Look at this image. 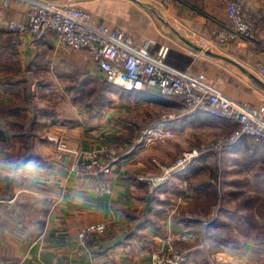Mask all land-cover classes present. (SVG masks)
Here are the masks:
<instances>
[{"label": "crops", "instance_id": "crops-1", "mask_svg": "<svg viewBox=\"0 0 264 264\" xmlns=\"http://www.w3.org/2000/svg\"><path fill=\"white\" fill-rule=\"evenodd\" d=\"M44 1L80 8L135 45L149 42L151 56L167 48L169 66L264 118V0H238L256 43L217 39L230 0ZM1 7L0 1V264L146 263L184 228L195 234L185 264L262 263L264 238L251 221L264 202L262 142L242 136L222 149H201L231 133L235 122L187 112L180 97L156 86L113 84L83 50L56 36L19 39L7 23H28L27 7ZM105 82L116 89L108 91ZM87 84L89 90L81 87ZM154 124L175 136L159 143L145 135ZM28 133L33 147L26 157ZM113 144L124 151L109 173L78 177L73 167L84 153ZM191 148L200 154L153 184L163 165ZM98 222L104 233L79 237Z\"/></svg>", "mask_w": 264, "mask_h": 264}, {"label": "built area", "instance_id": "built-area-1", "mask_svg": "<svg viewBox=\"0 0 264 264\" xmlns=\"http://www.w3.org/2000/svg\"><path fill=\"white\" fill-rule=\"evenodd\" d=\"M1 9L13 5L26 6L30 18L28 23L9 20L7 27L19 39L28 38L34 41L40 38L56 36V38L75 50H83L86 59L92 60L103 72L107 81L128 89L146 90L156 86L160 92L178 96L184 103L187 112L205 111L235 122L236 128L227 136H223L203 150L222 149L249 136L264 144V118L248 109L244 104L214 89L198 83L187 72L169 66L165 62L167 48L156 56L149 53V42L135 45L131 38L121 31L110 30L95 24L90 16L80 8L55 1L44 0H0ZM171 2L173 0H161ZM227 24L216 34L221 42L247 40L255 42V29L245 17L238 0H230L226 5ZM255 52V49H252ZM260 71L264 74V60L259 61ZM171 116V115H168ZM165 117V116H164ZM166 118V117H165ZM144 134L159 143H166L175 136V132L157 124L148 126ZM122 144L93 147L83 154L81 161L73 169L78 177H97L109 173L118 156L123 154ZM200 154V149L183 150L169 166H162L163 174L154 178L158 185L172 173L186 167ZM105 190H108L106 187ZM106 229L104 223L85 226L81 237L93 232L102 233ZM195 234L190 228H184L169 237L172 242L181 244L194 241ZM187 255L179 246L169 243L167 250L157 252L153 259L146 263L136 264H181ZM10 264H25L24 261ZM264 264V263H263Z\"/></svg>", "mask_w": 264, "mask_h": 264}, {"label": "rangeland", "instance_id": "rangeland-1", "mask_svg": "<svg viewBox=\"0 0 264 264\" xmlns=\"http://www.w3.org/2000/svg\"><path fill=\"white\" fill-rule=\"evenodd\" d=\"M80 83V82H79ZM71 85V84H70ZM40 86H41V89H40V91H43L44 90V88H45V85H43V84H40ZM91 87L92 85H89V84H87V86L86 85H81V87L83 88V89H85V90H89V88L88 87ZM66 86H65V84H60L59 85V92H61L62 91V89H64ZM39 88V87H38ZM83 89L82 90H80V91H83ZM85 95H86V93L83 95V97H81L80 98V100L78 101V103L80 104V103H83V101H84V98H85ZM44 97H46V94H45V91H44V93H43V99H44ZM43 99H41L39 102H43ZM37 127V129L39 128V127H41V126H36ZM36 131V128H34L33 129V132H35ZM221 137H223V135H221V136H219V137H217V138H215V139H213V140H211L210 142H206V143H208L207 144V146H210L212 143H214L216 140H218L219 138H221ZM92 176V175H91ZM98 176V174H96L95 175V177H97ZM88 177H90V176H88ZM94 177V176H93ZM257 207H258V205H257ZM259 209H261V211L262 212H259V211H257V212H255L254 213V215L255 216H253V218L251 219V221L253 222V224L254 225H256L255 227H252V231H254V232H259V233H261L262 234V238H264V202H262L260 205H259ZM242 217V216H241ZM98 223H103V222H98ZM92 224H97V223H92ZM88 225H90V224H88ZM85 226H87V225H85ZM84 226V227H85ZM83 227V228H84ZM82 228V229H83ZM81 229V230H82ZM256 229H257V231H256ZM81 230H80V232H81ZM105 231H106V229H105ZM104 231V232H105ZM180 231V230H179ZM80 232H79V237L80 238H85V237H81V235H80ZM104 232H102V233H104ZM178 232V231H177ZM176 233V232H175ZM175 233H173V234H175ZM91 234H101V233H97V232H93V233H91ZM172 234V235H173ZM90 235V234H89ZM88 235V236H89ZM168 244L169 243H171L172 245H175V246H179L180 248H181V251H183L184 252V254L185 255H187V259L186 260H183L182 262L185 264V263H188V262H190L191 261V252H190V249L188 248V247H186L188 244H191V243H193V242H195V239H194V241H191L190 243H184V244H181V243H178V242H174V241H170L169 240V238H168ZM12 262H18V261H11L10 263H12ZM9 263V264H10ZM183 263H181V264H183ZM264 263V260L262 261V263L261 264H263ZM70 264H76V263H70ZM136 264V263H135Z\"/></svg>", "mask_w": 264, "mask_h": 264}, {"label": "trees", "instance_id": "trees-1", "mask_svg": "<svg viewBox=\"0 0 264 264\" xmlns=\"http://www.w3.org/2000/svg\"><path fill=\"white\" fill-rule=\"evenodd\" d=\"M104 85L106 86V88L108 89V91H111L112 89H116L110 83L105 82ZM154 95L161 96L158 93H155ZM32 144L33 143L31 141V138H30L29 133H28L27 134V140L25 141V150H24V153H23L24 156L29 157L31 155V153H32V147H33Z\"/></svg>", "mask_w": 264, "mask_h": 264}, {"label": "water", "instance_id": "water-1", "mask_svg": "<svg viewBox=\"0 0 264 264\" xmlns=\"http://www.w3.org/2000/svg\"><path fill=\"white\" fill-rule=\"evenodd\" d=\"M181 36H182V37H184V39H185V40H188V41H189V39H188V38H186L185 36H183V35H181ZM189 42H190V41H189Z\"/></svg>", "mask_w": 264, "mask_h": 264}]
</instances>
